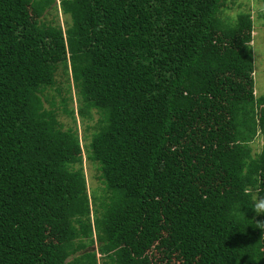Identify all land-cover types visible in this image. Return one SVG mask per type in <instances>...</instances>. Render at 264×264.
<instances>
[{
  "label": "trees",
  "instance_id": "trees-1",
  "mask_svg": "<svg viewBox=\"0 0 264 264\" xmlns=\"http://www.w3.org/2000/svg\"><path fill=\"white\" fill-rule=\"evenodd\" d=\"M54 1L0 0V264H264L251 14L60 0L63 28L41 21ZM59 68L80 117L99 114L86 151L104 198L77 128L44 105Z\"/></svg>",
  "mask_w": 264,
  "mask_h": 264
},
{
  "label": "rangeland",
  "instance_id": "rangeland-1",
  "mask_svg": "<svg viewBox=\"0 0 264 264\" xmlns=\"http://www.w3.org/2000/svg\"><path fill=\"white\" fill-rule=\"evenodd\" d=\"M241 12L251 14L254 24L253 39L251 46L253 48L254 59V89L255 95L259 97L264 94V1L263 0H227L223 7V16L229 21H236L237 15ZM41 21L67 27L70 22L68 15H65L60 6V0H55L47 7ZM44 105L47 108H55L57 118L62 124L63 129L77 128L81 138V143L85 151L82 152L83 170L87 178L88 193L92 197L104 198L105 185L100 178L98 163L87 157L86 148L91 140V135L98 125L99 114L95 109L91 110V118H81L78 114L79 103L77 101L76 88L68 74L62 69L56 73V84L48 87L42 95ZM46 99L52 101L50 104ZM72 110L74 115H72ZM253 154L260 152L264 148V133L259 132L251 142ZM98 202V201H97ZM93 214V212H92ZM103 262V260H99Z\"/></svg>",
  "mask_w": 264,
  "mask_h": 264
},
{
  "label": "clouds",
  "instance_id": "clouds-1",
  "mask_svg": "<svg viewBox=\"0 0 264 264\" xmlns=\"http://www.w3.org/2000/svg\"><path fill=\"white\" fill-rule=\"evenodd\" d=\"M253 210L257 214H264V199H261L257 203H255ZM259 226L261 228H264V223H261Z\"/></svg>",
  "mask_w": 264,
  "mask_h": 264
}]
</instances>
